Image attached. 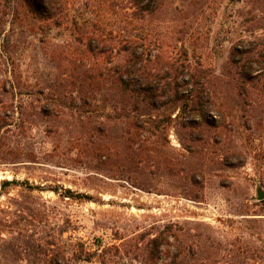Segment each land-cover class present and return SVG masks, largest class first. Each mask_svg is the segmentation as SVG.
Listing matches in <instances>:
<instances>
[{
	"label": "rangeland",
	"instance_id": "obj_1",
	"mask_svg": "<svg viewBox=\"0 0 264 264\" xmlns=\"http://www.w3.org/2000/svg\"><path fill=\"white\" fill-rule=\"evenodd\" d=\"M67 1L58 25L0 0V264H264V0H165L126 24ZM98 17L144 38L151 74L211 84L210 103L86 101L49 44Z\"/></svg>",
	"mask_w": 264,
	"mask_h": 264
},
{
	"label": "trees",
	"instance_id": "obj_2",
	"mask_svg": "<svg viewBox=\"0 0 264 264\" xmlns=\"http://www.w3.org/2000/svg\"><path fill=\"white\" fill-rule=\"evenodd\" d=\"M20 1L41 22L53 21L61 25L67 18V0ZM101 1V7L105 4L113 12L123 13L120 23L126 24L131 19L144 23L150 16L158 13L165 0H151V4L147 3V0ZM127 2H132L134 8L130 16L120 7ZM87 23L85 19L73 18L69 40L61 44H49L55 54L53 58L66 61L71 77L73 74L71 66L74 71L80 70V74L77 73L79 77L76 78L81 84H85V87L80 84L83 90L80 89L81 96L86 101L90 99L92 88L100 86L102 90L113 92L115 106L119 112L126 115L144 109H156L157 106L180 100L190 101V111L201 112L204 103H210L211 84L205 87L204 83L195 81L193 73L190 74V80L182 83L174 79L166 81L159 72L151 74L148 67L151 62L150 56H145L142 51L137 52L144 47V38H133L129 32L122 29L115 33L107 32L100 17L95 23ZM241 68L244 69L245 66L241 65ZM133 77L138 79L135 80ZM246 85H252L248 76L238 79V90L244 91ZM133 121V117L130 118L129 124H133ZM134 125H138L137 120L134 121ZM9 183L13 182L5 181L3 185Z\"/></svg>",
	"mask_w": 264,
	"mask_h": 264
},
{
	"label": "water",
	"instance_id": "obj_3",
	"mask_svg": "<svg viewBox=\"0 0 264 264\" xmlns=\"http://www.w3.org/2000/svg\"><path fill=\"white\" fill-rule=\"evenodd\" d=\"M257 198H258L259 200L264 199V193L261 192L260 190H258V191H257Z\"/></svg>",
	"mask_w": 264,
	"mask_h": 264
}]
</instances>
